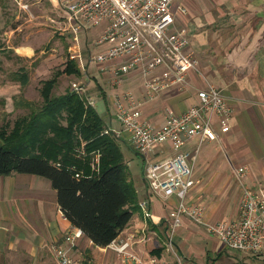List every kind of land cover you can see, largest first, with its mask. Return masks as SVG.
Masks as SVG:
<instances>
[{"label":"crops","instance_id":"crops-1","mask_svg":"<svg viewBox=\"0 0 264 264\" xmlns=\"http://www.w3.org/2000/svg\"><path fill=\"white\" fill-rule=\"evenodd\" d=\"M63 1L36 0L28 5L23 0H15L19 6L25 4L27 8H44L45 5L52 8L55 15L49 22L57 32H63L62 37L67 38L73 34ZM177 7H183L186 12L181 14ZM39 11L44 13L45 10ZM172 12L175 27L188 39L186 52L196 61L198 72H188L185 90L173 87L156 99L145 102L141 106L142 119L159 127L164 124L168 111L180 115L192 106L196 102V92L207 84L220 91L231 111L229 131L201 146L193 169L197 183L187 194L185 203L203 208L206 224L233 222L238 215L241 194L234 170L245 167L244 185L251 189L259 186L264 189V0H174ZM19 27L16 23L13 27L6 16L0 18V53L11 52L15 60H30L41 47L36 42L45 39H39L45 29L41 24L31 38L27 34L19 37ZM102 30L101 26L87 34L79 32L73 35H82L87 47L91 48L80 47V59L71 60L76 64L79 75L69 77L80 81L83 72H87L91 79L88 97L94 99V109L105 126L108 128L110 125L117 134L114 123L119 132L123 131L113 119L114 95L109 93L125 85L136 93L132 92L135 98H141L143 80L136 73H131L122 85L114 88L109 85L107 71H100L99 65L88 63L89 55L106 48V45L96 47L93 44ZM71 51L68 45L67 52L70 54ZM19 93V84L9 82L0 85L6 118L18 119L28 114L29 111L17 117L16 103L20 100L15 98ZM97 103L99 106L101 103L100 112L96 108ZM14 121L10 122V128ZM193 146L190 143L187 149ZM163 152L166 156L170 153L169 148L165 146ZM129 179L136 191L137 207L116 240L132 237V250L143 259L154 256L171 260L173 255L164 249V242L168 214L175 208L177 199L149 191L142 171L129 175ZM141 201L148 203L145 213L138 207ZM72 228L63 217L56 192L47 179L16 173L0 176V264H58L52 247H66L63 237ZM173 246L182 264H264V251H229L204 225L187 216L181 217ZM107 250L108 247L93 246L88 239L81 237L72 254L81 264H91L98 252L104 254L102 257L106 262L95 264H120L116 254L112 252L108 256Z\"/></svg>","mask_w":264,"mask_h":264},{"label":"built area","instance_id":"built-area-1","mask_svg":"<svg viewBox=\"0 0 264 264\" xmlns=\"http://www.w3.org/2000/svg\"><path fill=\"white\" fill-rule=\"evenodd\" d=\"M174 0H64L66 19L73 35L85 34L103 27L94 41L105 50L89 55L88 63L99 65L109 73V85L117 88L131 73L143 80L141 98L131 91L115 94L112 100L113 119L129 137L133 150L144 157L143 178L153 194L175 197L176 206L168 214V230L164 249L172 259L149 256L143 259L132 250V237L115 240L108 249L116 254L120 264H182L174 252L173 238L180 227L181 217L187 216L204 225L223 246L237 253L264 251V189H251L243 183L245 167L234 170L241 187L238 215L233 222L214 225L203 220V208L185 203L189 191L196 185L193 169L201 146L219 139L229 131L231 111L220 91L207 84L196 92V102L184 113L167 112L163 125L156 127L142 119L141 106L170 88L185 90L189 71L198 72L197 63L186 52L188 39L174 25ZM22 8H27L22 5ZM177 11L184 14L183 7ZM70 60L80 59L78 50H72ZM90 76L86 71L80 81L71 83L70 91L83 97L87 106L95 101L88 97ZM114 134L112 129H109ZM108 133V130L105 131ZM190 143L193 147L187 149ZM170 153L164 156V147ZM148 203L138 207L145 213ZM147 216V214H145ZM82 237L72 228L63 237L66 247L53 246L58 264H81L73 257L76 242Z\"/></svg>","mask_w":264,"mask_h":264},{"label":"trees","instance_id":"trees-1","mask_svg":"<svg viewBox=\"0 0 264 264\" xmlns=\"http://www.w3.org/2000/svg\"><path fill=\"white\" fill-rule=\"evenodd\" d=\"M10 74V81L21 89L29 82L24 68ZM63 74L79 75L74 61L40 81V106L23 98L16 103L29 112L12 128L0 129V176L16 173L47 179L63 217L93 246L105 248L130 222L137 207L136 191L118 144L121 140L104 134V121L95 109L70 90L52 94Z\"/></svg>","mask_w":264,"mask_h":264},{"label":"rangeland","instance_id":"rangeland-1","mask_svg":"<svg viewBox=\"0 0 264 264\" xmlns=\"http://www.w3.org/2000/svg\"><path fill=\"white\" fill-rule=\"evenodd\" d=\"M24 1L28 5H31L36 2V0H23V2ZM43 3L45 2L43 1ZM38 9H43L45 11L44 13H40ZM54 15L55 14L53 13L52 8L46 5L44 6V8L39 6H30L28 8H22V6H19L17 2H15V0H0V18L2 16H6L9 22L12 23L13 27L15 23L19 24L20 27L19 30H17L19 37L24 34H27L32 38V36L35 35L36 30L40 27L41 24L45 29L43 30V33H41V35L39 36V39L41 37H44L45 39H40V42H36L37 44H39V47H41L40 49H38V51H36V54L32 59H22L20 61L16 59V61L14 59V55H12L11 52H3L5 54L0 53V85L7 84L9 82H12L13 84H18L16 82L10 81V73L16 72L19 69L21 70L22 68H24L28 73L29 82L24 88H20V93L16 96L15 99H26L25 97H27V99L31 100V102L34 103L33 105L35 107L41 105V98L39 96L40 81L47 80L51 78L57 71L64 70L66 63L68 62V57L70 55L67 52L68 45L71 46L72 50H79L82 46L86 47L87 49L89 47L91 48V46L87 47L86 42H84L83 36L80 34L75 37L73 35H69L67 36V38L62 37L63 32H57L56 29H54L49 22V19L52 18V16ZM3 32L4 30H2L1 33ZM12 38L14 39L13 35ZM90 43L91 39L89 37V44ZM58 81L59 83L52 91L53 95H59L64 93L65 91L70 90L71 83L78 82L74 77H69L65 74L60 76ZM127 91H131V89L128 90V87H125L124 85V87H120L116 90L110 91L109 94H111L112 96ZM2 101L3 100L0 99V129L3 126L7 127V129H10V122L14 121L16 118H6V113L4 112L5 104ZM100 106L97 103L96 108L99 110V112L101 111ZM16 108L18 110L17 117H20V115H23L28 112V109L24 108L22 105H18V107ZM2 114L4 115V117L2 116ZM113 126H116L115 130L117 134L114 133L115 136H117L118 139L122 141H118V144L124 155V161L128 165L129 175H134L136 173L139 174L140 171H142L143 169V159L139 155H136L132 152L133 148L127 141L128 136L123 132H119V128L115 123ZM109 129H112L110 128V125L108 128L107 126H104V134H109L110 136H112V133ZM106 130H108V133L105 132ZM91 169L93 170V168ZM107 251L109 252L107 255L110 256V253L112 252L110 250ZM102 256H104V254L99 252L96 253V255L91 260V264L106 262V259ZM48 264L55 263L48 262Z\"/></svg>","mask_w":264,"mask_h":264},{"label":"water","instance_id":"water-1","mask_svg":"<svg viewBox=\"0 0 264 264\" xmlns=\"http://www.w3.org/2000/svg\"><path fill=\"white\" fill-rule=\"evenodd\" d=\"M133 152V151H132ZM133 153H135V152H133ZM136 155H139L143 160H144V157L143 156H141L140 154H138V153H135ZM142 174H143V169H142Z\"/></svg>","mask_w":264,"mask_h":264}]
</instances>
